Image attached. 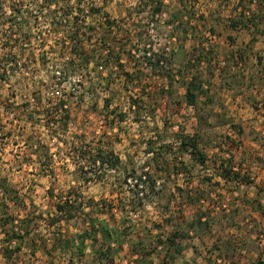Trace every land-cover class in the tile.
<instances>
[{"label":"rangeland","instance_id":"obj_1","mask_svg":"<svg viewBox=\"0 0 264 264\" xmlns=\"http://www.w3.org/2000/svg\"><path fill=\"white\" fill-rule=\"evenodd\" d=\"M155 1L15 0L31 34L14 36L8 77L15 103L5 125L19 145L0 150L1 250L32 223L0 264H264V0H160L162 14L150 15ZM80 27L85 69L71 65L80 44L66 36ZM146 52H162L164 66L146 64ZM191 77L203 87L195 106L185 98ZM186 135L200 141L203 163L182 152ZM85 144L120 163L87 167L74 152ZM152 148L164 156L150 161ZM148 162L151 190L123 182ZM225 166L238 176L224 177ZM65 197L78 212L50 224ZM90 222L111 229L104 260L99 233L79 256L52 251L55 237L78 243ZM172 234L174 244L158 243Z\"/></svg>","mask_w":264,"mask_h":264},{"label":"trees","instance_id":"obj_2","mask_svg":"<svg viewBox=\"0 0 264 264\" xmlns=\"http://www.w3.org/2000/svg\"><path fill=\"white\" fill-rule=\"evenodd\" d=\"M162 10H163V2L160 0H156L154 2V5L152 6L151 11L149 12L150 15H157V14H162ZM53 13H55L54 10H46V12H44L45 17L48 16L50 17ZM53 17V16H52ZM48 20V19H47ZM175 21V20H172ZM248 22L252 23V19L249 18L247 19ZM49 22H53V21H49ZM107 23V21H106ZM59 24V22H57L54 26V30L56 29V26ZM108 25H110L109 23H107ZM172 24V23H171ZM255 25V23H254ZM81 27L77 30H75L73 32V34H68L66 36H68L67 38H69V41L74 44L75 46V38L78 40V44H80L78 47H75L71 52V54L73 55V57L71 58V60H73L75 62V59L80 60V62L76 61V64L73 62L71 65L76 66L77 69H85L87 67V63H88V55L84 52L83 50V46L81 45V40L78 34H80ZM80 31V32H79ZM78 35V36H77ZM105 48V47H103ZM102 50V49H101ZM109 50V49H107ZM143 58L145 59V63L148 64L149 66H154L156 68L164 66V60H163V55L162 52L161 53H153L151 54L150 52H146L143 56ZM106 62V61H105ZM104 61H101V65H104L105 63ZM85 65V66H84ZM149 68V67H148ZM195 78L196 77H191L189 81L186 82L185 85V98L188 102L189 105L191 106H195L196 105V98L198 96L199 93L203 92V87H201V83L195 84ZM171 83V82H170ZM172 84V83H171ZM134 89H137V86L134 87ZM147 94V93H146ZM64 104H62V107L64 108ZM59 107L55 106L53 108L49 110H46V115L49 116V118L51 116H56V113L58 112ZM65 115V116H64ZM63 116L60 114L57 117V124L58 126H65L67 124V118H69V114H64ZM122 118V116H121ZM61 121V123L59 122ZM200 141H198V139L196 138L195 135H186L184 136L181 140H180V148L182 150V152H186L189 153L192 158H194V161L196 160L198 163H203L204 161V155L203 152L201 151V148L199 147ZM200 149V150H199ZM75 156H77V158H79V161H84L83 163H87V167L92 168L95 167L96 165H98L99 168L102 167H114L116 168L118 166V164L120 163L119 158L117 156L114 155V153L110 150V151H103L100 148L95 149L94 151H92V149H90V145L89 144H85L80 146L78 149H76L75 151ZM95 152V153H93ZM151 154L150 157V161L155 162L158 160L159 157H163L164 155H161V151L155 148H152L151 151L149 152ZM213 161V160H211ZM152 162H148V168L144 167L143 171H141L140 174L137 175V177L133 178V174L131 173H126V177L124 178L123 182L127 183L130 181V179L134 180L135 183L134 185L139 186L143 183V182H147L149 183V190H151L150 188L153 187V183L155 178H152V174H150L149 171V165H152ZM168 163V162H167ZM83 168V166H82ZM225 170L224 172V177L228 178V176H230L231 173H233L234 176H238V172L234 171L231 167L229 166H225L223 168ZM93 170V169H92ZM177 174H179V172H177ZM130 178V179H129ZM129 180V181H128ZM181 190V189H180ZM182 192V190H181ZM71 196V195H70ZM186 198H189L188 194L186 196ZM202 198L198 199V201H200ZM192 200V199H189ZM20 202V201H18ZM55 210L56 212H58V214L55 217H52V222L50 224L54 225L56 222L61 221V219H67L70 217H73L74 212H78V210L74 207V203L71 202L70 197H65L63 199H60L59 201H57L55 203ZM12 218V217H11ZM12 220H14L12 218ZM26 218L24 219H20V222H26ZM198 222H200L199 220H197ZM6 222V219H5ZM27 224L23 227V229L21 228H16L18 229V231H13V233H11V236L7 237V235L2 238L3 242L8 243L6 246L2 247V250L0 248V253H2L3 250H5V252L9 253L8 254V258L11 256V254H15L17 252H19L21 249L20 247L17 245H13L12 243L18 241L17 238H23V236L27 237L31 231L30 228L31 227H27V225L30 226V223H32V218L27 220L26 222ZM21 225V223H20ZM202 225H204V223H202ZM0 226H5V224H3L2 221H0ZM13 228H15V225L13 226ZM33 228V227H32ZM90 229V231H88ZM89 229H86V227L84 228V233L83 234H79L77 238H81V240H79L78 243H76V239L72 238L71 240L68 239H60V237H55L53 239V244L51 245L52 251L55 250H68L69 248H72L73 252L75 254H77L78 256L83 252V249L85 247V241L89 238L90 240V244H93V241L97 238L96 234L99 233L101 235L102 241L103 243H100V245L98 246L97 252L99 255H97V257L99 258L98 261L100 260H104V257L108 255L109 252H112V246H111V239H112V232L111 229L107 228V225H105L103 222L99 223L98 227H95V224L90 222L89 223ZM89 232V233H88ZM0 234H1V229H0ZM90 235V236H89ZM88 236L85 240L84 238ZM175 235H168L166 237L165 241H158L159 244H165V243H169V245L174 244V240L175 238H177V235L174 237ZM14 238V239H13ZM33 238V236H32ZM30 241V240H28ZM31 242V241H30ZM98 242V241H97ZM12 244V245H11ZM19 244V243H17ZM42 250L45 252L47 251V246L45 243H43L42 241ZM97 244V243H94ZM138 244H142L138 242ZM50 253V252H49ZM104 255V256H102ZM13 257V256H12ZM103 257V258H101ZM101 262V261H100ZM50 264H54L53 261Z\"/></svg>","mask_w":264,"mask_h":264},{"label":"built area","instance_id":"obj_3","mask_svg":"<svg viewBox=\"0 0 264 264\" xmlns=\"http://www.w3.org/2000/svg\"><path fill=\"white\" fill-rule=\"evenodd\" d=\"M15 0H0V150H9L18 144L13 129L6 128V123L14 119L13 104L15 93L8 77L15 68L13 56L14 36L21 39L28 38L30 33L29 22L18 23L15 17ZM46 3V2H45ZM23 46L25 44H22ZM22 46V47H23ZM16 67H18L16 65Z\"/></svg>","mask_w":264,"mask_h":264}]
</instances>
